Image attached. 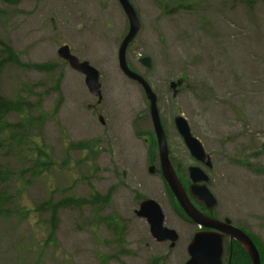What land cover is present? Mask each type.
<instances>
[{
  "label": "rangeland",
  "instance_id": "rangeland-1",
  "mask_svg": "<svg viewBox=\"0 0 264 264\" xmlns=\"http://www.w3.org/2000/svg\"><path fill=\"white\" fill-rule=\"evenodd\" d=\"M128 1L140 29L126 61L157 97L170 159L185 170L195 165L174 127L181 116L211 158L212 168L204 171L217 200L215 215L241 224L264 247V0ZM127 29L117 0L0 1V40L21 63L54 67L38 73L7 65L0 73V97L29 102L34 117L39 102L38 110L48 116L22 143L5 142L0 134V163L10 174L2 189L12 199L0 214V264L188 259L196 227L174 213L153 160L146 99L118 68L117 50ZM64 45L99 73L103 98L96 111L87 108L96 99L83 76L57 56ZM143 58L150 68L140 64ZM176 82L181 85L173 97L169 87ZM3 120L15 124L19 117L9 113ZM77 143L88 148L79 150ZM36 145L52 154L51 166L35 165ZM92 194L108 195L109 201L62 207L53 227L46 206L38 209L68 197L89 202ZM146 199L161 207L165 227L178 234L173 248L156 242L146 221L135 215ZM115 218L119 230L108 221ZM49 233L53 242L47 241Z\"/></svg>",
  "mask_w": 264,
  "mask_h": 264
},
{
  "label": "water",
  "instance_id": "water-1",
  "mask_svg": "<svg viewBox=\"0 0 264 264\" xmlns=\"http://www.w3.org/2000/svg\"><path fill=\"white\" fill-rule=\"evenodd\" d=\"M117 1L128 22L127 33L117 50L118 68L126 78L141 86L148 102L149 116L157 144L160 174L186 216L198 227L213 231L196 232L192 236L186 249L188 260L185 264H221L222 236L218 232L228 234L232 239H235L246 251L252 264H260L259 254L255 246L243 232L230 226L228 220L225 221L226 224L221 223L203 215L193 206L190 198L203 204L208 210H212L216 206V200L206 186L208 177L201 169L197 167L188 168V176L190 179L188 196L182 188L169 161L165 133L156 106V96L145 79L129 69L126 62V50L140 29L139 19L128 0ZM57 55L60 59L67 62L72 70L83 75L88 91L95 97L100 98L98 71L90 66L89 63L78 61L70 53V49L66 45L61 46L57 50ZM140 63L142 66L150 68V60L148 58L141 59ZM178 85H180V82L170 84V88L173 90V97L176 96V87ZM99 120L101 123L103 122L101 118ZM174 126L190 155L195 160H204L206 158L204 149L199 140L191 135L186 120L178 116L174 119ZM208 158L207 166L210 167ZM148 172L149 174H153L154 167H149ZM135 215L146 221L149 226V233L156 242H168L171 248L175 246L178 241V235L174 230L164 227L162 210L155 201L151 199L142 201Z\"/></svg>",
  "mask_w": 264,
  "mask_h": 264
},
{
  "label": "trees",
  "instance_id": "trees-1",
  "mask_svg": "<svg viewBox=\"0 0 264 264\" xmlns=\"http://www.w3.org/2000/svg\"><path fill=\"white\" fill-rule=\"evenodd\" d=\"M1 2L5 3H12L15 4L17 0H0ZM181 2V0H178ZM176 5H182L179 3H175ZM3 53L6 57L5 60H0V73L3 71V69L7 65H13L15 67H18L22 70H28V71H35L38 73H50L54 67L53 66H47V65H39V64H24L21 63L16 56L15 52L12 48L8 47L3 43V41L0 40V54ZM56 68V67H55ZM55 90H58V84L54 87ZM39 102H36L33 106H35L37 110V116H32L31 110L32 105L27 101H10L6 100L2 97H0V134L3 137L4 141H16L17 143H22L26 140H28V134L32 133V131H35L37 125L43 123L45 120L48 119V116L42 112H40L39 109ZM59 106V102L55 105L54 113L56 112L57 108ZM13 113L15 116L19 117V121L15 124H11L9 122H5L3 120L4 116ZM75 146L79 150H84L88 148L87 144L77 143ZM152 146L154 149H156V143L155 140H152ZM36 155L38 157V160H35V165H42L43 167H49L51 166V160L53 159L52 154H48L47 150L44 147H40L36 145ZM0 163V214L4 213L2 210L4 207L8 204H11L12 199L9 193L2 189V185L7 184L10 182V174L6 168H3ZM165 185V189L168 193V195L172 198L173 202L175 203L178 210L181 211L177 203L175 202L171 192L169 191L168 187ZM109 201V196H103L100 197L97 194L91 195V200L88 202L86 199L81 198H74V197H68L66 199H63L59 202H52L47 201L43 202L42 205L38 206V209H42L46 206L48 212L50 213V226H54L55 218L57 211L62 207H75V208H81L84 204L90 203L91 205H94L95 203L104 202L107 203ZM109 222L114 224V227L117 228V230L121 229V225L119 224V220L117 218L108 220ZM47 241L53 242L52 233H49L47 236Z\"/></svg>",
  "mask_w": 264,
  "mask_h": 264
},
{
  "label": "flooded vegetation",
  "instance_id": "flooded-vegetation-1",
  "mask_svg": "<svg viewBox=\"0 0 264 264\" xmlns=\"http://www.w3.org/2000/svg\"><path fill=\"white\" fill-rule=\"evenodd\" d=\"M51 24L52 25L54 24V22L52 23V19H51ZM101 96L103 98L102 88H101ZM95 99H96V101H95L96 104H91L92 106L90 108V110H92V111H96V109H98L100 107L101 103H102V99H101L100 102L97 101V98H95ZM166 138H167V136H166ZM152 154H153V157H154L153 160L155 158H156V160H158L157 149ZM191 160L195 163L194 166H197V167H199L202 170L207 169L206 165L208 163H207V159L206 158L204 160H195V159L192 158ZM170 161H171V164L173 165V169H174V171H175V173L177 175V178L179 179L181 185L183 186L184 190L188 194V186H189L188 179L189 178H188L187 170H185L180 164L176 163V161H172V158L170 159ZM158 162H159V160H158ZM211 168L212 167H210L209 170ZM193 204L195 205V207L197 208L198 211H200L201 213H203L204 215H206L208 217H211L213 219H216V220L224 222V223H225L226 220H229L230 221V225H232L233 227L241 230L247 237H249L251 239V241L254 243V245L256 246L257 250H258V246L256 245L254 237L241 224H239L237 222H232L229 218H226V217H218L217 215H215L216 210L208 211L201 204H198V203H195V202H193ZM173 210H174V213L179 216L180 220H182L184 223H186V224H188L190 226H194L188 219H185V218L181 217V215H179L177 213L176 209L173 208ZM199 230L200 231H208L207 229L194 228L193 231L191 232V237L196 231H199ZM221 234H222L221 264H251V262H250V260H249V258L247 256L245 250L239 245V243L237 241L233 240L229 235L223 234V233H221ZM258 252H259V250H258ZM259 255H260V252H259ZM260 259H261V257H260Z\"/></svg>",
  "mask_w": 264,
  "mask_h": 264
}]
</instances>
